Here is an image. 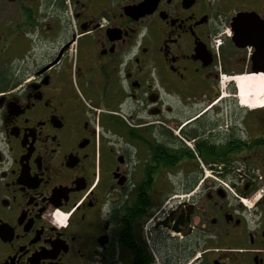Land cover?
Here are the masks:
<instances>
[{"label":"flooded vegetation","instance_id":"af4514ba","mask_svg":"<svg viewBox=\"0 0 264 264\" xmlns=\"http://www.w3.org/2000/svg\"><path fill=\"white\" fill-rule=\"evenodd\" d=\"M263 37L264 0H0V264H264Z\"/></svg>","mask_w":264,"mask_h":264},{"label":"water","instance_id":"95a60500","mask_svg":"<svg viewBox=\"0 0 264 264\" xmlns=\"http://www.w3.org/2000/svg\"><path fill=\"white\" fill-rule=\"evenodd\" d=\"M245 20H251V22L254 23V24L252 23L250 24L252 25L253 28L257 30L256 35L259 41H261L260 37L263 36V33L261 34L259 30L261 26L257 24L258 22H262V21L255 12L243 11V12L237 13L235 16L232 17V21H231V27H232L231 30L233 31V36L231 37V39L239 47H245L251 44V42L247 38L248 34L251 35V32H250L251 27L248 24H244ZM234 31L235 33L237 31L239 32V37H237V35H234ZM262 43H263V46H261L258 49V52L252 57L253 61L264 59V37H263Z\"/></svg>","mask_w":264,"mask_h":264},{"label":"bare ground","instance_id":"6f19581e","mask_svg":"<svg viewBox=\"0 0 264 264\" xmlns=\"http://www.w3.org/2000/svg\"><path fill=\"white\" fill-rule=\"evenodd\" d=\"M233 80L235 81V85L238 90V96L240 97L241 102L251 103L252 106H257L264 102V76L239 75L233 77ZM260 90H262L261 93H259ZM250 94L251 96L249 97ZM249 98L251 99L249 100Z\"/></svg>","mask_w":264,"mask_h":264},{"label":"rangeland","instance_id":"374dc122","mask_svg":"<svg viewBox=\"0 0 264 264\" xmlns=\"http://www.w3.org/2000/svg\"><path fill=\"white\" fill-rule=\"evenodd\" d=\"M231 15V11L230 12H228L227 13V16L229 17ZM228 32V31H227ZM225 96L224 97H228L229 96V93L228 92H225V93H223ZM183 192H185V191H181V190H179V191H177L176 192V194L178 195V194H181V193H183Z\"/></svg>","mask_w":264,"mask_h":264}]
</instances>
